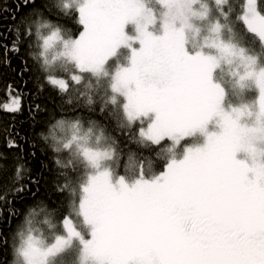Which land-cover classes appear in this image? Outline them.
Returning <instances> with one entry per match:
<instances>
[{
	"label": "snow or ice",
	"instance_id": "6c2138e0",
	"mask_svg": "<svg viewBox=\"0 0 264 264\" xmlns=\"http://www.w3.org/2000/svg\"><path fill=\"white\" fill-rule=\"evenodd\" d=\"M9 18L0 70L18 58L56 97L0 137V264H264V0H16Z\"/></svg>",
	"mask_w": 264,
	"mask_h": 264
},
{
	"label": "trees",
	"instance_id": "16d2710c",
	"mask_svg": "<svg viewBox=\"0 0 264 264\" xmlns=\"http://www.w3.org/2000/svg\"><path fill=\"white\" fill-rule=\"evenodd\" d=\"M15 2L16 0H0V9L6 7L9 10L8 12L0 11V32L4 31V29L11 24L9 15L14 11ZM64 24L68 30L72 31H75L79 27L71 20L65 21ZM237 26L242 27V25L239 24ZM109 63L112 64L113 61H109ZM11 65V69L3 68L0 70V137L4 136L5 128H7L9 132L12 127L19 129L21 132H28L30 125L33 123L30 119L29 109H34L36 105H40L41 107L46 106L49 112H51L54 98L56 97V93L51 91L47 86H45L43 93L37 91L40 81L37 79L39 74L35 72V69H33L32 72L24 73L23 77H21V61L18 58H13L11 60ZM29 65L31 66V61H29ZM9 85H11V88H9ZM247 95L249 99H255L257 97V92L252 90ZM16 97H22L23 111L19 114L7 113L4 110L5 103L10 104ZM94 118L102 123L106 122L110 129L114 127L113 121L110 119L106 120V118L99 113L98 106ZM36 131H40L39 126H37ZM113 135L117 138V142L121 147L127 145L129 148L136 149V145L130 143L123 133L113 131ZM187 142L190 143V139ZM34 144L35 157L30 163L32 175L36 176L38 173L43 172L46 179V183L44 180L41 181L39 196L44 198L52 207H58L62 204L63 197L56 191V172L53 160L49 155L45 154V147L38 138H34ZM183 145H185V141H181V146ZM181 146H178L179 150H182ZM142 151L145 155L150 156L156 161L157 170L163 169V159L156 156V151H158V149L153 152H148L147 150ZM11 155L14 156L15 153ZM118 172L119 174H124L123 168H119ZM30 203V199L24 201L25 205ZM3 227L6 229L7 225H3ZM49 239L54 240V236H50ZM3 255V253H0V258H2ZM10 258L9 256V259ZM74 259L75 255L70 253L63 258V264H73Z\"/></svg>",
	"mask_w": 264,
	"mask_h": 264
},
{
	"label": "rangeland",
	"instance_id": "374dc122",
	"mask_svg": "<svg viewBox=\"0 0 264 264\" xmlns=\"http://www.w3.org/2000/svg\"><path fill=\"white\" fill-rule=\"evenodd\" d=\"M257 95H258V93H257ZM11 104V103H10Z\"/></svg>",
	"mask_w": 264,
	"mask_h": 264
}]
</instances>
